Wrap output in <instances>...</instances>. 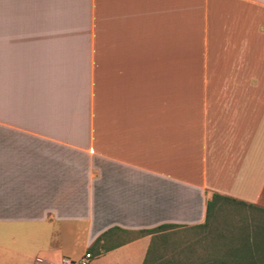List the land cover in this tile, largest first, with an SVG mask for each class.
Listing matches in <instances>:
<instances>
[{"label":"crops","instance_id":"obj_1","mask_svg":"<svg viewBox=\"0 0 264 264\" xmlns=\"http://www.w3.org/2000/svg\"><path fill=\"white\" fill-rule=\"evenodd\" d=\"M240 210L264 212V0H0V264L222 263L197 231Z\"/></svg>","mask_w":264,"mask_h":264},{"label":"rangeland","instance_id":"obj_2","mask_svg":"<svg viewBox=\"0 0 264 264\" xmlns=\"http://www.w3.org/2000/svg\"><path fill=\"white\" fill-rule=\"evenodd\" d=\"M219 216L220 214L212 212L207 227L199 229L197 234L202 233L204 241L206 238L212 237V241L210 239L208 242L214 243L216 247L219 246V251H222L225 257H222V263L211 259L204 264H264V212L240 210L236 213L235 219L232 214L223 216V218ZM214 231H218V235L221 232L223 234L218 237ZM182 237L174 234L155 240L151 245L148 261L155 257L160 247L158 242L169 243V241L173 242L174 240L181 242Z\"/></svg>","mask_w":264,"mask_h":264},{"label":"built area","instance_id":"obj_3","mask_svg":"<svg viewBox=\"0 0 264 264\" xmlns=\"http://www.w3.org/2000/svg\"><path fill=\"white\" fill-rule=\"evenodd\" d=\"M92 260V255L90 253H85L80 259L73 261L66 258H62L61 264H89Z\"/></svg>","mask_w":264,"mask_h":264},{"label":"trees","instance_id":"obj_4","mask_svg":"<svg viewBox=\"0 0 264 264\" xmlns=\"http://www.w3.org/2000/svg\"><path fill=\"white\" fill-rule=\"evenodd\" d=\"M215 198H219L217 195H213V200L215 199ZM249 264V263H248Z\"/></svg>","mask_w":264,"mask_h":264}]
</instances>
